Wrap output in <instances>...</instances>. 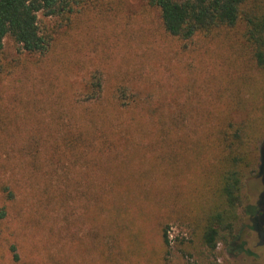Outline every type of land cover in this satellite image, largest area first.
<instances>
[{
    "label": "rangeland",
    "instance_id": "1",
    "mask_svg": "<svg viewBox=\"0 0 264 264\" xmlns=\"http://www.w3.org/2000/svg\"><path fill=\"white\" fill-rule=\"evenodd\" d=\"M39 18L56 29L46 55L9 36L0 53V264H164L159 223L170 203L191 209L211 177L208 131L218 116L259 112L257 90L239 91L256 72L242 27L182 41L146 0H88L63 25ZM98 77L102 99L87 101ZM159 115L172 123L165 132ZM141 178L159 204L138 182L133 199L114 196L112 179ZM244 193L242 248L221 245L212 264H264V172L247 176ZM184 231L172 224L171 239Z\"/></svg>",
    "mask_w": 264,
    "mask_h": 264
},
{
    "label": "trees",
    "instance_id": "2",
    "mask_svg": "<svg viewBox=\"0 0 264 264\" xmlns=\"http://www.w3.org/2000/svg\"><path fill=\"white\" fill-rule=\"evenodd\" d=\"M87 2L88 0H0V53L9 36L22 51L46 55L52 47L56 29L43 27L39 15L56 19L63 25L70 22L77 8L83 7ZM146 2L159 10L166 32L182 41H192L198 35L207 36L216 31L241 26L244 39L242 50L251 62L252 69L256 70L255 74L249 72L245 75V83L241 84L239 91L246 86L257 90L259 97L257 96L254 105L259 112L247 113L239 118L233 113L217 117L215 127L210 128L206 136L207 143L214 147L211 177L207 179L203 189H196L197 199L191 204V209L184 211L176 208L184 206L177 204L173 207L170 203L166 209V217L159 223L164 264H174V241L181 253L180 264H212L210 260L216 257L221 245L239 250L242 248L237 242L245 212L250 213L249 208H245V179L249 175L264 172V0ZM257 80L263 82V86L258 87ZM88 91L90 95L87 101L99 102L103 92L102 79L98 77L90 81ZM236 95L231 103L234 107L242 105L241 95L238 92ZM185 119V115H177L175 124L185 122ZM155 123L160 130L172 124L166 120L165 115H159ZM133 182H138L141 186L140 193L149 203L159 204L157 199L153 201V185L143 178L132 179L131 183L112 179V191H119L114 196L132 194L133 199ZM10 195L13 196L12 193ZM130 202L127 203L129 205L114 202V211L124 214L132 202L139 206L136 200ZM139 212L147 213L144 208ZM7 214L6 205H0V219L6 218ZM172 224H178L185 230L174 240L170 236Z\"/></svg>",
    "mask_w": 264,
    "mask_h": 264
}]
</instances>
